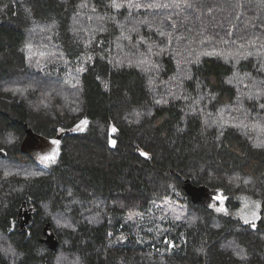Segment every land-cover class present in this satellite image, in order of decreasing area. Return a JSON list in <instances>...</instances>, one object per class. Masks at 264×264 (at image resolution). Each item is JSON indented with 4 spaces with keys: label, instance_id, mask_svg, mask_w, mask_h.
<instances>
[{
    "label": "trees",
    "instance_id": "16d2710c",
    "mask_svg": "<svg viewBox=\"0 0 264 264\" xmlns=\"http://www.w3.org/2000/svg\"><path fill=\"white\" fill-rule=\"evenodd\" d=\"M0 152V264H264V0H0Z\"/></svg>",
    "mask_w": 264,
    "mask_h": 264
},
{
    "label": "rangeland",
    "instance_id": "374dc122",
    "mask_svg": "<svg viewBox=\"0 0 264 264\" xmlns=\"http://www.w3.org/2000/svg\"><path fill=\"white\" fill-rule=\"evenodd\" d=\"M55 139H33L32 134L23 142L25 151L35 158L38 163L44 167L53 165L59 158L61 153V144H54ZM55 155V161H42L41 157L47 155ZM189 198L193 201L205 204L213 209H226V211L236 218H239L247 223H256L261 216V201L255 199L248 194H240L236 197L239 206L233 210L223 200L222 195L218 192H211L200 188L193 191ZM164 211L176 219H183L185 215V208L183 206L164 205ZM221 212H225L219 210ZM160 216H164L163 213Z\"/></svg>",
    "mask_w": 264,
    "mask_h": 264
},
{
    "label": "water",
    "instance_id": "95a60500",
    "mask_svg": "<svg viewBox=\"0 0 264 264\" xmlns=\"http://www.w3.org/2000/svg\"><path fill=\"white\" fill-rule=\"evenodd\" d=\"M0 156H3L5 157V154L3 152H0ZM49 227V226H48ZM47 227V228H48ZM47 228H46V231L45 233L47 234ZM47 242H48V245L50 246V248L53 250V251H56L57 249V246H58V242L57 241H53L50 236L47 237Z\"/></svg>",
    "mask_w": 264,
    "mask_h": 264
},
{
    "label": "snow or ice",
    "instance_id": "6c2138e0",
    "mask_svg": "<svg viewBox=\"0 0 264 264\" xmlns=\"http://www.w3.org/2000/svg\"><path fill=\"white\" fill-rule=\"evenodd\" d=\"M86 123V121L84 122ZM113 131H115V129H113ZM54 144H58L59 142L58 141H53ZM113 144H115V141H113ZM147 155V154H145ZM42 161H52L54 162L55 161V155L52 154V155H47V156H43L41 157ZM218 210H222V211H226V209H218Z\"/></svg>",
    "mask_w": 264,
    "mask_h": 264
}]
</instances>
